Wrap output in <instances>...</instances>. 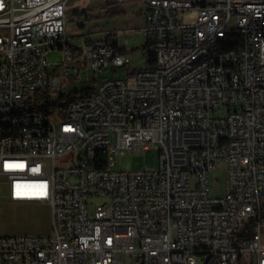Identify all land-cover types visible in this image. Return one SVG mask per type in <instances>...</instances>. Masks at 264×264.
Returning <instances> with one entry per match:
<instances>
[{"label": "built area", "instance_id": "2783aa9c", "mask_svg": "<svg viewBox=\"0 0 264 264\" xmlns=\"http://www.w3.org/2000/svg\"><path fill=\"white\" fill-rule=\"evenodd\" d=\"M67 1L0 0V203L52 213L50 234L0 235V264H264V0H114L144 7L154 67L56 106L76 60L94 73L130 61L119 32L71 45ZM217 36L230 44L212 50ZM22 105L43 114L19 117ZM126 150L152 166L113 170ZM248 218L250 237L235 239Z\"/></svg>", "mask_w": 264, "mask_h": 264}, {"label": "rangeland", "instance_id": "374dc122", "mask_svg": "<svg viewBox=\"0 0 264 264\" xmlns=\"http://www.w3.org/2000/svg\"><path fill=\"white\" fill-rule=\"evenodd\" d=\"M114 0H68L66 7V38L71 45H81V39L91 36L93 39L104 33L119 32V46L127 51L129 64L123 68L103 67L98 73L92 70V61L78 59L75 65L80 69V75H67L62 83L54 89L51 100L56 106L77 102L83 98V92L97 89L106 79H122L135 72L150 69L146 53L147 38L143 32L145 10L142 4L128 1L122 5L125 14L117 18H99L104 14L106 5ZM82 15V16H79ZM87 17V18H86ZM63 64V55L60 50L51 51L48 55L49 69L59 70ZM156 168L159 166L158 155L154 159ZM153 164V155L146 157L122 151L121 156L115 158L113 170L116 171H144ZM221 161L217 163V171L211 181V192L223 193L225 178L220 170ZM218 178V180H216ZM52 229V213L47 207L18 204L12 202L0 203V235H47ZM264 235V230H263Z\"/></svg>", "mask_w": 264, "mask_h": 264}, {"label": "bare ground", "instance_id": "6f19581e", "mask_svg": "<svg viewBox=\"0 0 264 264\" xmlns=\"http://www.w3.org/2000/svg\"><path fill=\"white\" fill-rule=\"evenodd\" d=\"M230 44V37L217 36L212 42V50H221L224 45ZM146 46L151 48H159L160 39L147 38ZM233 46H242V39H233ZM211 61V54L198 55L191 59V67L204 66V64ZM105 66H98V71ZM43 114V106L22 105L19 107V117L39 116Z\"/></svg>", "mask_w": 264, "mask_h": 264}, {"label": "trees", "instance_id": "16d2710c", "mask_svg": "<svg viewBox=\"0 0 264 264\" xmlns=\"http://www.w3.org/2000/svg\"><path fill=\"white\" fill-rule=\"evenodd\" d=\"M125 14V11L122 7V5L117 3H110L106 5V10L103 15H101L99 18H117L118 16H121ZM82 16V15H79ZM87 18V17H86ZM115 46V45H114ZM125 50H121L122 54H125ZM146 53L148 55V63L150 65V69H152L155 65V57L152 52L148 51L146 48ZM92 92H83V97H90L92 96ZM263 219H264V204H263ZM254 224L253 218H248L244 225L241 227V229L236 233L235 239H241V238H249L251 235L252 227ZM235 264H253V257L251 255H245L242 256Z\"/></svg>", "mask_w": 264, "mask_h": 264}, {"label": "crops", "instance_id": "0c3cea01", "mask_svg": "<svg viewBox=\"0 0 264 264\" xmlns=\"http://www.w3.org/2000/svg\"><path fill=\"white\" fill-rule=\"evenodd\" d=\"M263 230H264V227H263ZM262 245L264 246V235L262 233Z\"/></svg>", "mask_w": 264, "mask_h": 264}]
</instances>
